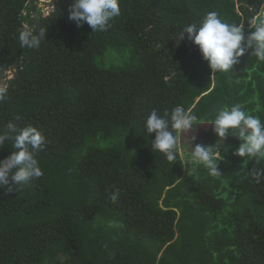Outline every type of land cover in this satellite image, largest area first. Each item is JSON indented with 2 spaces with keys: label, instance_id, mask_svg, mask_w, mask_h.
Here are the masks:
<instances>
[{
  "label": "trees",
  "instance_id": "16d2710c",
  "mask_svg": "<svg viewBox=\"0 0 264 264\" xmlns=\"http://www.w3.org/2000/svg\"><path fill=\"white\" fill-rule=\"evenodd\" d=\"M40 1L0 0V132L12 121L47 137L43 176L0 188V264H264V159L235 155L229 135L213 177L189 151L166 161L144 131L153 109L176 105L199 118L180 149L207 146L200 135L217 144L209 122L225 105L264 120V62L252 49L211 79L187 34L176 39L209 11L247 36L264 0H120L121 15L97 32L69 19L72 0ZM24 24L46 31L38 49L20 48ZM124 47L132 60L113 63Z\"/></svg>",
  "mask_w": 264,
  "mask_h": 264
},
{
  "label": "clouds",
  "instance_id": "9594fccd",
  "mask_svg": "<svg viewBox=\"0 0 264 264\" xmlns=\"http://www.w3.org/2000/svg\"><path fill=\"white\" fill-rule=\"evenodd\" d=\"M120 15V0H72L69 7V19L78 27L86 23L94 32L106 31L111 26L110 22ZM247 23L255 31L246 36L244 26L228 23L218 12L209 11L198 23L186 24L177 33L176 39L183 41L187 34V39L198 47L202 58L208 62L213 79L216 73L232 71L249 49H252L251 56L258 63L264 62V10L248 18ZM18 39L20 48L38 49L46 39V31L41 29L36 33L28 24H24ZM6 94L7 89L0 88V100ZM19 119L17 116L16 120ZM198 122L199 118L191 108L176 105L163 114L153 109L144 120V131L147 137L155 133L151 142L152 151L160 153L166 161L175 163L180 155V134L190 131ZM209 124L219 140L214 146H192L190 165H202L209 175L219 176L218 165L222 155L217 146L229 135L241 142L235 155L255 161L264 159V120L252 114L244 105L238 103L221 107ZM6 141L12 142L13 150L0 160V188L7 186L8 192H20L30 180L39 179L44 174L36 154L45 149L47 137L35 126L20 127L9 121L7 131L0 132V149ZM192 170L191 167L190 172ZM118 197L119 190L116 189L110 195V200L116 202Z\"/></svg>",
  "mask_w": 264,
  "mask_h": 264
},
{
  "label": "rangeland",
  "instance_id": "374dc122",
  "mask_svg": "<svg viewBox=\"0 0 264 264\" xmlns=\"http://www.w3.org/2000/svg\"><path fill=\"white\" fill-rule=\"evenodd\" d=\"M49 3H50V1L48 0L47 3H45V5H44L43 0H41L39 2V6H44V9L46 10L49 7L48 6ZM113 51H114V48H112L111 53L109 54L110 55L109 59L113 60L112 61L113 63H116V62L123 63L126 60H128L130 62L132 60V54L133 53L130 50V47H127V48L124 47L123 50H122V52H120L118 50L117 52L116 51L114 52L115 53L114 55H112V52ZM109 63H110V61H109ZM208 134H210V131L208 132ZM198 142L199 143H205L207 146H209L210 145V136L209 135L208 136H202V135H200L198 137V139H197V143ZM192 146L195 147L194 144L189 143L186 147L185 146H182L181 147L180 151H181L184 159H186V157H185L186 151H189V152L192 151ZM62 257H64V256H62Z\"/></svg>",
  "mask_w": 264,
  "mask_h": 264
}]
</instances>
